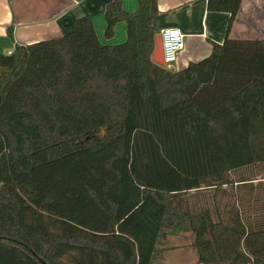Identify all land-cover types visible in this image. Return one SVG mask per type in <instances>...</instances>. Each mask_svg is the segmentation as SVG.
Masks as SVG:
<instances>
[{
  "label": "trees",
  "instance_id": "obj_1",
  "mask_svg": "<svg viewBox=\"0 0 264 264\" xmlns=\"http://www.w3.org/2000/svg\"><path fill=\"white\" fill-rule=\"evenodd\" d=\"M0 53V264H154L190 231L198 264H264V32L180 70L151 60L157 0ZM9 36L11 31H8Z\"/></svg>",
  "mask_w": 264,
  "mask_h": 264
},
{
  "label": "crops",
  "instance_id": "obj_2",
  "mask_svg": "<svg viewBox=\"0 0 264 264\" xmlns=\"http://www.w3.org/2000/svg\"><path fill=\"white\" fill-rule=\"evenodd\" d=\"M110 0H0V53L11 52L17 44H30L69 32L76 21L89 18L102 44H118L126 38L124 22L114 26L113 36H104V9ZM124 10L137 9L136 0H121ZM153 18L156 32L176 27L184 35L183 49L175 69L180 70L211 52L212 43H222L227 33L229 14L210 12L206 0H157ZM11 31L9 36L8 31ZM264 32V0H242L228 36L236 39H261ZM172 65L170 66V70Z\"/></svg>",
  "mask_w": 264,
  "mask_h": 264
},
{
  "label": "rangeland",
  "instance_id": "obj_3",
  "mask_svg": "<svg viewBox=\"0 0 264 264\" xmlns=\"http://www.w3.org/2000/svg\"><path fill=\"white\" fill-rule=\"evenodd\" d=\"M172 69H175L174 63ZM192 238L190 231L168 234L165 240L158 243L154 264H198Z\"/></svg>",
  "mask_w": 264,
  "mask_h": 264
},
{
  "label": "built area",
  "instance_id": "obj_4",
  "mask_svg": "<svg viewBox=\"0 0 264 264\" xmlns=\"http://www.w3.org/2000/svg\"><path fill=\"white\" fill-rule=\"evenodd\" d=\"M162 46V59L164 67L168 68L177 59L178 54L183 49L184 35L179 28L166 27L159 32ZM10 52H7L9 54Z\"/></svg>",
  "mask_w": 264,
  "mask_h": 264
},
{
  "label": "water",
  "instance_id": "obj_5",
  "mask_svg": "<svg viewBox=\"0 0 264 264\" xmlns=\"http://www.w3.org/2000/svg\"><path fill=\"white\" fill-rule=\"evenodd\" d=\"M151 60L155 64L164 67V62L162 59L161 37L159 33H156L154 36V50L151 54Z\"/></svg>",
  "mask_w": 264,
  "mask_h": 264
}]
</instances>
